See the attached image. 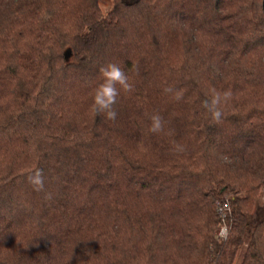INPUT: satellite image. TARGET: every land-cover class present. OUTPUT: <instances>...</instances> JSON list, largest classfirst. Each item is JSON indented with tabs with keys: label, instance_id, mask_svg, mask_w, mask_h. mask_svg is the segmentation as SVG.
Listing matches in <instances>:
<instances>
[{
	"label": "trees",
	"instance_id": "obj_1",
	"mask_svg": "<svg viewBox=\"0 0 264 264\" xmlns=\"http://www.w3.org/2000/svg\"><path fill=\"white\" fill-rule=\"evenodd\" d=\"M112 2L0 0V264H264L263 0ZM108 63L115 121L91 109Z\"/></svg>",
	"mask_w": 264,
	"mask_h": 264
},
{
	"label": "clouds",
	"instance_id": "obj_2",
	"mask_svg": "<svg viewBox=\"0 0 264 264\" xmlns=\"http://www.w3.org/2000/svg\"><path fill=\"white\" fill-rule=\"evenodd\" d=\"M102 82L95 88L92 111L97 115H104L107 120L115 121L117 118L116 104L121 92H131L133 85L129 83V77L124 69L115 63H108L99 68ZM165 93L172 94L176 101L183 99L181 90L166 87ZM232 99V92L225 90L223 92L212 89L210 95L201 101V107L210 115L214 125H220L225 118L224 108ZM150 124L147 131L153 134H159L164 131L165 122L158 113L149 116ZM173 153H181L185 151V147L177 142H173L170 148ZM29 183L33 185L35 190H44V176L40 169L35 170L29 177ZM46 198L50 199L51 194L46 193Z\"/></svg>",
	"mask_w": 264,
	"mask_h": 264
},
{
	"label": "built area",
	"instance_id": "obj_3",
	"mask_svg": "<svg viewBox=\"0 0 264 264\" xmlns=\"http://www.w3.org/2000/svg\"><path fill=\"white\" fill-rule=\"evenodd\" d=\"M217 211L220 215V223L216 233V237L222 240L227 239L230 226L227 223V218L231 214V206L229 201H221L217 203Z\"/></svg>",
	"mask_w": 264,
	"mask_h": 264
},
{
	"label": "rangeland",
	"instance_id": "obj_4",
	"mask_svg": "<svg viewBox=\"0 0 264 264\" xmlns=\"http://www.w3.org/2000/svg\"><path fill=\"white\" fill-rule=\"evenodd\" d=\"M100 4L104 12L109 11L111 7L113 6L112 0H100ZM263 194H264V189H263ZM256 219H257V216L253 218L252 223H254ZM240 260H241V256L238 258L236 264H239Z\"/></svg>",
	"mask_w": 264,
	"mask_h": 264
},
{
	"label": "water",
	"instance_id": "obj_5",
	"mask_svg": "<svg viewBox=\"0 0 264 264\" xmlns=\"http://www.w3.org/2000/svg\"><path fill=\"white\" fill-rule=\"evenodd\" d=\"M262 5H263V9H264V0H263V2H262ZM70 55H71V51L68 50V51L65 53V57L68 59V58L70 57Z\"/></svg>",
	"mask_w": 264,
	"mask_h": 264
}]
</instances>
